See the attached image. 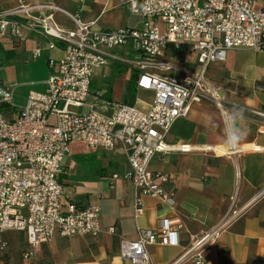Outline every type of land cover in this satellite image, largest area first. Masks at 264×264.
Wrapping results in <instances>:
<instances>
[{"label":"built area","instance_id":"1","mask_svg":"<svg viewBox=\"0 0 264 264\" xmlns=\"http://www.w3.org/2000/svg\"><path fill=\"white\" fill-rule=\"evenodd\" d=\"M16 2L13 8L0 10V36L22 40L20 30L27 29L48 39V49L54 48V42L64 47L61 59L48 60L44 92H30L15 119L8 120L1 112L10 97H0V235L23 233L27 248L21 259L29 261L55 236L94 237L100 231L97 205L62 206L60 202L62 187L57 178L72 143L89 149H123L127 169L121 175L113 174L111 182L123 180L133 186L135 214L143 211L141 196L173 207V193L161 187L168 176L151 172L150 163L157 155L196 150L187 144H168L169 130L176 119L185 117L193 104L204 99L219 109L224 107V97L219 88L207 82L205 71L209 65L222 62L228 50L259 51L264 47V6L254 10L257 0H128L129 13L144 20L142 29L101 31L95 29L94 22L84 24L74 16H70L74 29L64 30L53 17L59 11L57 7L37 0L31 4ZM129 45L138 54L135 60L112 54V50ZM168 46L193 53L198 71L181 70L161 61ZM40 56V49L31 52L33 59ZM115 63L133 68L137 89L153 93L146 110L99 101L101 92L95 94L93 104H86L94 70ZM70 107L84 111L72 113ZM246 113L264 125V109ZM50 118H54L53 123ZM239 151L235 148L222 155L236 156ZM262 197L264 188L252 201ZM241 212L232 201L227 214L212 228L191 238L171 264L188 260L206 264L204 252L240 218ZM181 228V224L164 221L154 231L139 232L136 241L121 242L120 258L129 264H151L146 247L176 244ZM4 247L6 243L0 239V248Z\"/></svg>","mask_w":264,"mask_h":264},{"label":"crops","instance_id":"2","mask_svg":"<svg viewBox=\"0 0 264 264\" xmlns=\"http://www.w3.org/2000/svg\"><path fill=\"white\" fill-rule=\"evenodd\" d=\"M31 4L34 0H24ZM128 0H37L39 4H50L59 9L53 13L55 22L64 30L75 27L79 22H94L95 29L111 31L143 27V18L132 15L127 9ZM16 0H0V10L16 6ZM264 6V0H257L254 10ZM22 40L0 36V58L4 52L11 58H32L31 52L41 50L45 66L43 76L34 83L30 92L42 93L48 78V60L57 61L64 55V47L54 42L48 49L49 40L27 29H21ZM178 54L174 56V53ZM122 58H138L132 47L112 50ZM33 59V58H32ZM34 59V60H36ZM161 61L170 63L185 71H198L199 65L193 53L185 48H165ZM117 64V63H115ZM109 64L103 67H110ZM125 67L123 77L113 76L105 83L99 101H111L146 110L153 99L150 91L136 87V71ZM101 68V67H100ZM97 68L95 71L100 69ZM207 82L219 88L225 105L217 108L204 99L193 104L188 114L176 119L167 136L168 144H187L196 150L190 153L171 152L155 156L150 171L168 176L162 189L173 193V207L156 198L141 196L143 211L135 214L133 199L135 190L123 180L111 182L113 174L121 175L127 169L126 156L120 146L112 150L94 148L69 153L62 163L58 183L62 187V206L74 203L84 207L93 203L100 208L99 233L94 236H55L42 245L35 258L24 261L21 253L27 248L25 235L7 232L0 235L6 247L0 248L3 264H129L120 258L122 241H136L139 232L156 230L164 221L181 224L177 243L167 246L149 245L146 251L151 264H171L188 246L191 238L209 230L229 211L241 209V216L233 222L204 252L206 264H264V197L252 201L257 192L264 188V125L255 122L246 110L264 109V47L228 50L222 62L209 65L205 71ZM93 76L90 83L93 84ZM9 93V104H3L1 112L8 120L18 116L28 94L17 106L12 105L13 92ZM95 94L90 103L95 101ZM91 95V93H90ZM242 108L245 119L242 123L245 136L236 147V156L222 152V139L227 128L223 126V112L226 108ZM87 109V108H86ZM84 111V110H83ZM54 122V118H50ZM208 148L207 151L202 149ZM253 148H258L254 151ZM201 149V150H200ZM212 149V150H210ZM216 151H215V150ZM217 150H219L217 152ZM66 189L67 195L64 190ZM112 228L113 233L108 230ZM181 264H192L189 260Z\"/></svg>","mask_w":264,"mask_h":264},{"label":"rangeland","instance_id":"3","mask_svg":"<svg viewBox=\"0 0 264 264\" xmlns=\"http://www.w3.org/2000/svg\"><path fill=\"white\" fill-rule=\"evenodd\" d=\"M3 58H0V96H9L5 91V87L13 92L12 105L20 104L29 91L34 90V86L29 83H34L42 78L44 72V58H11L9 53L4 52L2 47ZM194 55V54H193ZM195 56V55H194ZM127 61H133L135 58H124ZM125 65L114 64L110 67H101L95 71L93 75V84L91 86V95L87 98L86 103H90L92 97L97 90L102 89L105 83L111 81L113 76L123 77L125 72ZM129 67V66H128ZM119 76V77H120ZM84 108L70 107L69 111L72 113H81ZM87 146L81 143H72L69 145L70 153L78 150H87ZM67 195L66 189L64 190Z\"/></svg>","mask_w":264,"mask_h":264},{"label":"clouds","instance_id":"4","mask_svg":"<svg viewBox=\"0 0 264 264\" xmlns=\"http://www.w3.org/2000/svg\"><path fill=\"white\" fill-rule=\"evenodd\" d=\"M223 126L227 128L226 136L222 139L224 147L233 151L245 136L242 123L245 119L242 108H226L223 112Z\"/></svg>","mask_w":264,"mask_h":264},{"label":"trees","instance_id":"5","mask_svg":"<svg viewBox=\"0 0 264 264\" xmlns=\"http://www.w3.org/2000/svg\"><path fill=\"white\" fill-rule=\"evenodd\" d=\"M177 54H178V52L177 53H174L173 55L176 56Z\"/></svg>","mask_w":264,"mask_h":264}]
</instances>
